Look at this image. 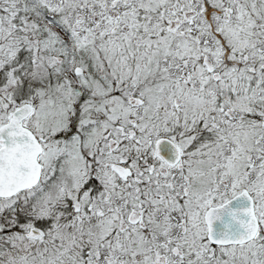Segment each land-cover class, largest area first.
<instances>
[{
	"label": "snow or ice",
	"instance_id": "1",
	"mask_svg": "<svg viewBox=\"0 0 264 264\" xmlns=\"http://www.w3.org/2000/svg\"><path fill=\"white\" fill-rule=\"evenodd\" d=\"M0 264H264V0H0Z\"/></svg>",
	"mask_w": 264,
	"mask_h": 264
}]
</instances>
